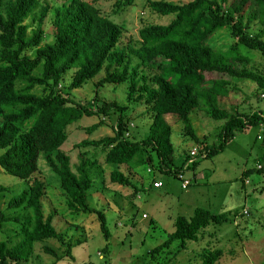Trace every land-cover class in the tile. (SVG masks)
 Wrapping results in <instances>:
<instances>
[{"label": "trees", "instance_id": "obj_1", "mask_svg": "<svg viewBox=\"0 0 264 264\" xmlns=\"http://www.w3.org/2000/svg\"><path fill=\"white\" fill-rule=\"evenodd\" d=\"M133 2L114 0V10ZM148 4L160 14L174 15L167 23L142 25L137 45L128 46L126 51V45H118L122 24L102 12L94 0H64L55 6L53 38L44 42L48 4L0 0V166L28 181L19 193L5 199L4 206L1 203L10 188L0 183V264H25L35 240L62 239L54 213L45 212L42 205L46 182L34 175L40 156L58 174L66 207L73 213L96 212L103 236L106 240L110 237L104 211L87 201L93 186L91 165L96 161L81 156L73 168L70 155L60 147L67 137V124L83 114L110 116L117 112L112 134L84 137L75 146H100L104 161L126 163L131 168L153 165L159 172L174 176L184 160L177 163L173 155L166 114L176 115L185 132L200 142L196 158L187 166L190 168H195L201 157L222 150L236 130L264 120V108L233 111L219 103V96L237 88V81H254L264 91V73L249 64L252 49L264 54V0H149ZM255 21L261 29L251 33L248 27ZM223 27L231 30L235 40L225 48L215 47L210 37ZM132 54L138 60L130 66ZM102 68L105 75L95 82L94 98L100 99L99 86L103 83L128 79L127 98H141L150 114L143 137L126 134L125 106L117 100L101 98L93 107L90 101L71 95L70 89L81 86ZM70 69V80L62 89L60 80ZM37 85L43 91L35 90ZM196 109L224 120L217 143H207L196 133L190 116ZM99 123L88 124L85 129L91 132ZM255 169L264 171V163ZM252 170L243 169L242 176ZM109 178L130 183L128 175L117 167L110 169ZM227 218L228 214H212L203 206H196L189 217L178 213L174 229L149 247L146 255L154 258L163 251L159 263L165 264L188 240L197 239L211 221ZM5 225H11V230ZM43 250L57 255L49 244H44ZM221 253V248H203L198 264H214Z\"/></svg>", "mask_w": 264, "mask_h": 264}, {"label": "rangeland", "instance_id": "obj_2", "mask_svg": "<svg viewBox=\"0 0 264 264\" xmlns=\"http://www.w3.org/2000/svg\"><path fill=\"white\" fill-rule=\"evenodd\" d=\"M39 1L50 6L43 23L44 42L53 38V9L64 0ZM94 2L102 12L122 24L118 45H126V51L128 46L137 45L142 25L148 22L167 23L174 15L160 14L153 10L148 4L149 0H134L132 4L117 11L114 10V0ZM259 29L261 25L257 21L248 27L251 33ZM262 36L264 38V31ZM234 40L235 37L227 27L217 30L210 37L215 47L222 48ZM251 53L249 64L264 73V54L256 49H252ZM130 60L132 66L138 58L132 54ZM151 69L155 70L156 67ZM71 73V69L67 70L60 80L59 86L62 89L69 82ZM104 75L105 69L102 68L81 86L70 89L71 95L83 102L90 101L93 107L100 103L101 98L117 100L125 106L128 122L126 134L129 133L132 138L143 137L148 129L150 114L145 110L141 98L136 101L127 98L128 79L116 84L103 83L99 86L100 99L94 98L95 82ZM235 85L237 88L232 89L228 95L219 96L222 106L233 111L264 108V91L254 81H237ZM42 88L37 85L35 90L41 92ZM116 113L110 116L83 114L67 124V137L60 145L70 155L73 168L81 156L96 161L91 165L93 186L87 201L90 206L104 211L110 237L106 240L103 236L96 212L73 213L66 207V195L60 186L58 174L40 156L38 170L34 175L46 182L42 205L45 212L54 213L53 220L62 239L47 237L35 240L25 264H160L163 251L153 258L146 255V250L174 229V218L178 213L189 217L196 206L206 207L212 214L226 213L228 218L219 222L211 221L199 231L197 239L188 240L165 264H198L201 260L200 252L206 247L222 249L214 264H264V171L255 169L264 163V120L236 130L222 150L201 157L197 166L190 168L186 166L190 158L189 150L193 145L199 147L200 142L194 141L185 132L176 115L166 114L171 124L173 155L177 163L184 160L181 168L191 178L189 185L181 187L177 176L159 172L153 165H149L151 168L148 170L144 164L135 168L126 163L114 164L104 161V148L100 146H75L84 137L112 134ZM190 116L196 133L205 142L212 144L219 141L218 131L223 119L210 117L202 109L192 111ZM98 121L99 125L87 132L85 126ZM112 167L126 173L130 183L111 181L109 172ZM245 168L254 170L242 176ZM152 178L161 179L162 185L154 186ZM0 183L10 188L1 203L4 206L5 199L13 193H19L28 181L4 171L0 166ZM4 228L9 231L11 225H5ZM107 243V249L104 250ZM44 244L53 246L57 255L45 252Z\"/></svg>", "mask_w": 264, "mask_h": 264}, {"label": "built area", "instance_id": "obj_3", "mask_svg": "<svg viewBox=\"0 0 264 264\" xmlns=\"http://www.w3.org/2000/svg\"><path fill=\"white\" fill-rule=\"evenodd\" d=\"M199 148L197 145H193L190 150H189V155L190 158L187 160V164L186 166H188L189 163L192 162V160L195 159V155L198 153ZM148 170H150V168L148 167ZM177 177L180 179L181 181V187H186L187 185H189V183L191 182V178L185 174L184 168H180L177 172H176ZM153 185L154 186H160L162 185V180L161 179H154L153 180ZM143 215H145V213H143Z\"/></svg>", "mask_w": 264, "mask_h": 264}]
</instances>
